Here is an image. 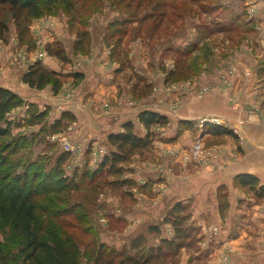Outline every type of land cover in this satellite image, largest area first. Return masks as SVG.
I'll return each instance as SVG.
<instances>
[{"label":"rangeland","instance_id":"rangeland-1","mask_svg":"<svg viewBox=\"0 0 264 264\" xmlns=\"http://www.w3.org/2000/svg\"><path fill=\"white\" fill-rule=\"evenodd\" d=\"M0 22L6 27L0 32L1 87L9 85L17 95L41 93L33 97H52L56 109L70 105L78 114L141 108L146 98L158 95L165 113L164 123L147 128L151 143L136 149L120 173L108 171L106 164L93 176L84 172L97 169L113 147L102 149L100 142H93L77 115L69 111L72 118L63 119L54 131L44 130L53 122L52 107L40 108L20 95L23 103L6 114L11 132L0 137V154L6 156L0 179L31 162L29 167L39 172L32 185L37 190L34 228L74 243L77 250L68 264H94L100 245L104 257L110 250L132 253L129 246L136 232L142 233V245L150 251L148 264H264V195L259 193L264 184L258 178L250 187L235 175L229 185L217 187L215 202L213 198L203 204L199 196L186 193L187 185L177 178L213 172L256 147L246 145L243 127L264 125V0L55 1L30 18L25 31L9 6L0 4ZM35 61L62 74L83 72L82 78L67 77L57 93L49 85L30 87L20 80L18 69L23 73ZM94 67L109 78L118 70L115 78L107 79L114 83L111 89L97 93L95 87L91 94L82 89ZM221 94L227 98L214 99ZM199 103L202 107L196 108ZM188 104L192 111L216 113L195 124L176 123L177 134L169 137L167 130L172 131L174 123L168 116ZM30 106L46 111L42 122L26 123ZM209 124H221L231 133H213ZM38 130L43 140L12 153L16 133ZM183 131H188L187 145L181 147ZM61 152L68 158L57 171L55 159ZM257 157L253 153V160ZM151 169L160 178L145 182L142 171ZM70 177L75 188L67 183ZM168 190L172 199L164 205ZM177 203L182 204L177 213L187 219L180 225L181 235L174 237L165 218ZM10 222L9 215L0 213V246L8 264H22L18 250L23 239L11 233ZM151 225H159V231L149 230ZM64 247L68 250L67 243ZM110 255L115 264L118 256Z\"/></svg>","mask_w":264,"mask_h":264},{"label":"trees","instance_id":"trees-1","mask_svg":"<svg viewBox=\"0 0 264 264\" xmlns=\"http://www.w3.org/2000/svg\"><path fill=\"white\" fill-rule=\"evenodd\" d=\"M55 1L62 2L64 5L67 4V0H0V4H7L16 22H20L22 25V31L27 28V23L30 18L38 17L41 15L44 6L54 3ZM5 25L0 22V32L5 29ZM23 33V32H22ZM65 59V56H61ZM67 77H72L75 81L82 78V73L72 72L70 74H62L61 72L47 69L43 67L39 61H35L30 64L25 72L21 75L22 82H25L30 87L37 89H42L49 85L53 93H57L60 89L63 81ZM23 103L22 98L17 95L12 90L0 86V137L8 135L11 132L9 121H5L6 114L14 107L19 106ZM29 109V117L26 123L29 125L40 123L44 120L46 111H38L36 109ZM72 118V114L68 111L61 113L58 119H55L52 124L43 126L42 129L53 130L62 125L63 119ZM139 122L146 128L147 132L144 136H140L136 133L133 122L130 120L122 124V131L111 132L107 134V143L113 147L104 155L100 165L97 169L91 172H84L91 176L99 173L103 166L107 164L108 171L115 173H120L122 170L121 164L125 162L128 157L139 148H146L151 143L152 136L147 128L154 124H161L165 122V116L153 111V110H141L137 116ZM5 123V124H3ZM208 130L219 134V133H231V130L222 126L221 124H209ZM40 131L25 133H16L12 145L13 149L20 148V150L25 149L23 146L32 143H38L43 140V137H38ZM29 136V137H28ZM37 137V138H36ZM115 148V149H114ZM5 155L0 154V166L5 163ZM67 152H61L57 155L55 159V170L57 167L61 169V164L67 161ZM29 163L23 165V167L18 166L19 170L17 172H5L3 177L0 179V213L2 215H9L11 217L10 230L14 236H18L23 239V245L18 250V255L21 258L22 264H68L69 259L74 255V251L77 248H73L74 243H69V240L62 241L53 239L50 232H41L34 228V222L36 219V203L33 199L36 194V189L32 188L34 180L39 175V172L31 167ZM59 171V170H57ZM49 172V171H48ZM14 173V174H13ZM57 174V173H56ZM60 178V172L56 177ZM46 178V175L44 176ZM8 178V182H4ZM64 179V178H61ZM70 188H75L73 178L70 177L66 179ZM239 182L242 185H248L250 187H255L257 184V179L251 174H241L238 177ZM76 185V184H75ZM259 193L264 195V187L259 186ZM182 207V204H175L170 214L166 217V221H170L174 228V237H179L180 225L184 222L187 217L185 214H178ZM173 214V216H171ZM159 225H151L149 230L159 231ZM161 230V229H160ZM46 234V235H45ZM133 235V234H132ZM142 233H135L133 240L130 243L131 252H126L124 250L116 252L114 250L108 251L107 257H104L102 253L104 252L103 246L97 250V254L94 258V264H111L112 257L110 253L118 256V260L115 264H148L150 260V251L146 250L144 245H142ZM161 242L167 243L168 245L174 244L178 246V243H173L172 240L166 241L162 239ZM68 244V250L64 247ZM9 256L0 246V264H8Z\"/></svg>","mask_w":264,"mask_h":264},{"label":"crops","instance_id":"crops-1","mask_svg":"<svg viewBox=\"0 0 264 264\" xmlns=\"http://www.w3.org/2000/svg\"><path fill=\"white\" fill-rule=\"evenodd\" d=\"M60 37H63V36H60ZM64 42L66 41L64 40ZM51 68L53 67L51 66ZM19 70L20 69H18V75L21 76L22 71H19ZM115 71H118V70L116 69L113 70L112 74L114 78H115ZM113 76H110L109 78L107 73L103 71L101 67L99 68L94 67L93 71L88 75V77L90 78V82H86L87 80H85L84 84L82 85V89L88 94L93 93L95 87H97V90L99 89L97 93L103 92L105 89L107 91L108 89H111V87H113V84H114L111 81L108 82L107 79H112ZM3 87H6L10 90L14 89V88H11L9 85H4ZM25 87L27 86L21 82V88L26 90ZM23 92L24 93H21V92H18V93L25 100L28 99L30 102L37 104L40 108H43L45 105L52 107L51 118H50L51 121L58 119L61 115V112H64V111H68V112L70 111L71 113H74L75 116L77 115L80 123L83 126L87 127V129L86 128L85 129H86V133L89 135L88 137L92 138L93 142H100L102 149H107V145H108L107 137H106L107 134L111 132L122 131V124L128 120H130L131 122L135 124L134 125L135 131L138 133V135L143 136L144 133L146 132V129L138 121V118H137L138 113L141 110L147 109V110L157 111L161 114H165L164 110H161L159 108L161 104H159L160 102L157 101L158 100L157 97H159L158 95L157 97L152 95V97L146 98V100L144 101L145 104H143L144 106H142L141 108L134 107V109L133 108L131 109V108L124 107L125 108L124 109L123 106L121 107L119 106L117 110H114L111 112L104 111L101 113H94V112L87 110V112L78 114L77 112L73 111L74 109H72L70 105L62 104L63 107L56 109L55 107L57 105H54V102L56 101L52 97L49 99V98H46L47 96L45 95L46 96L45 98L38 97L39 98L38 99L36 97H33L34 96L33 94L37 95L38 92H31V93H25L26 91H23ZM97 93H95V96L97 95ZM38 95L40 96L42 94L39 93ZM221 98L226 99L227 97L222 94L221 96L217 95L214 97V99L218 101L222 100ZM190 105L192 104H188V106H181L180 112L178 114L176 115L173 114V115L168 116L169 120L172 123H174V127H172L174 129L172 131L167 130L169 131L167 134L169 137L175 136V134H177L175 131L176 123L178 124V123L185 122V120L187 121L191 120V122L195 124L197 123V120L199 118H202L208 115L209 113H214V114L216 113V112H210V111L203 110V109H195L194 111H192L189 108H186V107H191ZM199 106L202 107V104L199 103L198 105H195L196 108ZM226 107L228 106H224L223 109L225 110ZM130 110H133L134 112ZM226 117L228 120L230 119L228 115ZM233 119L234 117H232V120ZM228 122H230V120ZM245 126L243 128L247 136L246 142L248 144L246 143V145L251 146V144H256L255 145L256 147H254L251 150L246 151L247 152L246 156L248 155L249 156L246 157L244 154L240 156L236 160V162H227L226 164L213 170V172H209V173L196 172L192 175L178 174L177 175L178 181L179 182L184 181L185 185H187L186 187H187L188 192L186 193H189V195L193 194L194 196H199L200 202L203 204L207 201L212 202V199L216 196L217 187L222 184L229 185L230 181L235 175L251 174V175H254L256 178H258L260 180V183L264 184V146H263L264 145V125H261V124L254 125L253 124V125H248L246 127ZM203 128H204L203 126H200L201 131L203 130ZM187 132L188 131H183L179 134V137L182 139L181 140L182 143L180 144L181 147L187 145L186 140H185L187 138V134H188ZM94 146L96 147V143L94 144ZM253 153H257L258 160L256 159L253 160ZM142 173H143L142 177L145 178L144 180L145 182L147 181L149 182L154 179L160 178L159 175L156 176L157 172L155 169H151L148 171H142ZM145 182H142L141 185H143ZM170 191L171 190H168V192ZM170 195H171V192L165 196L166 198L164 199V205L169 201V199H172ZM213 201L215 202V198Z\"/></svg>","mask_w":264,"mask_h":264},{"label":"built area","instance_id":"built-area-1","mask_svg":"<svg viewBox=\"0 0 264 264\" xmlns=\"http://www.w3.org/2000/svg\"><path fill=\"white\" fill-rule=\"evenodd\" d=\"M68 147V146H67ZM68 150V148H66Z\"/></svg>","mask_w":264,"mask_h":264}]
</instances>
